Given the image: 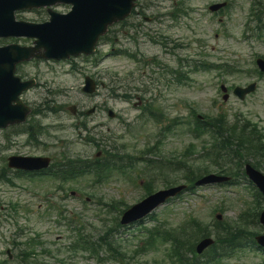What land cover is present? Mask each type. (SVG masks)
Segmentation results:
<instances>
[{
  "label": "rangeland",
  "instance_id": "obj_1",
  "mask_svg": "<svg viewBox=\"0 0 264 264\" xmlns=\"http://www.w3.org/2000/svg\"><path fill=\"white\" fill-rule=\"evenodd\" d=\"M223 1L231 3L228 9L217 16L208 11L213 3ZM253 2L256 4L255 16L261 13L260 38L254 37L259 22L249 16ZM138 5L136 12H142V17L135 14L124 25L114 26L109 36L113 43L99 44L98 64L78 58L73 62L41 61L38 65L28 64L19 69L20 75L35 76L40 85L37 92L29 95V100L41 104L46 99L50 101L49 108L64 107L55 114L47 112V116L42 118L46 133L39 142L46 145L44 150L56 157L63 153L71 158L90 159L97 154L98 149L94 144L79 141L82 137L86 141L88 134H79L73 129L75 119H72L66 107L74 105L83 114L80 118L82 123L92 130L90 136L98 133L94 136L98 143L102 142L98 141V137L111 138L108 143L112 147L124 149L125 154L129 155L137 154L145 147L156 146L160 158L182 154L190 158L189 164L193 167L207 166L211 169L197 154L200 140L191 137L187 125L180 124L166 135L161 134L162 127L172 119H179L182 123L187 120L191 122V108L197 115L226 113L240 119L246 118L253 125L257 123L264 132V78L256 74L248 77L243 73L254 67L257 55L264 56V0H142ZM25 17L26 20L40 18L35 13H28ZM111 50H114V55L110 54ZM209 62L233 63L240 68L228 75L191 70L194 64L198 66ZM179 75L186 76L181 84L177 83ZM86 76L103 85L93 95L81 92ZM255 80L259 84L257 91L244 101L239 102L232 95L226 102L222 101L221 84L233 88ZM112 91L115 93L112 94ZM126 94L131 95L129 102L123 98ZM139 96L166 120L155 124L145 116L139 118L140 111L134 107ZM92 107H97L95 113L87 116L86 112ZM108 109L112 110L114 118L108 117ZM3 133L0 131V172L9 153L4 150ZM67 142L70 145L66 146ZM190 145L196 152L194 149L192 151ZM44 150L14 147L12 152L40 155ZM164 174V171L152 172L154 190L164 188V179L168 178ZM184 174L181 173L182 176ZM51 181L43 180L36 185L18 183L16 188L0 182V206L8 209L13 204L17 208L16 213L9 209L11 217L6 216L4 209L0 210L1 218L6 216L8 219L7 222L0 221V259L5 258V249H11L13 258L8 264H97L95 260H85V253L69 255L67 247L78 234L97 241L108 229L111 230L103 241L114 242L128 257L140 248L145 230L158 224L162 226L165 219L170 221L171 226H177L186 216L208 223L213 221L212 211L220 209L226 220L234 221L252 201L246 187H202L193 194H183L180 199L160 207L154 214L155 219L123 230L118 228L119 209L143 198L144 181L113 173L103 183L95 185L92 179H80L66 184L62 191L54 192ZM70 187L78 196L60 199ZM47 193H53L55 202L63 207L61 212L69 219L61 225L48 223L52 234L46 230L45 219L41 217ZM117 202H120L117 208L106 209L103 206ZM246 227L261 233V228L251 222ZM31 238L41 241V246L32 250L34 252L23 245ZM167 248L168 245H160L159 250L139 256L135 261L127 260L124 264H168L163 260ZM228 263L264 264V252L256 248L241 250ZM104 264L119 263L107 261Z\"/></svg>",
  "mask_w": 264,
  "mask_h": 264
},
{
  "label": "water",
  "instance_id": "obj_2",
  "mask_svg": "<svg viewBox=\"0 0 264 264\" xmlns=\"http://www.w3.org/2000/svg\"><path fill=\"white\" fill-rule=\"evenodd\" d=\"M132 1L134 0H0V34L11 30L12 13L16 9L62 2L73 6L72 13L66 17L54 16L51 20V26H47V24L40 26L39 28L43 30H37L36 36L45 43L42 42L41 45L46 48L47 56L61 58L80 52L88 53L97 37L105 31L107 25L128 14ZM31 50L33 49L25 51L18 49L13 55H16L17 60H25L32 56L45 57L42 54L33 55ZM10 63L9 66L11 67L13 60ZM2 67L6 72H9L7 65ZM1 74L2 68L0 67V87L5 85L6 77L8 75L11 77L12 73ZM23 88L24 85L15 87L13 89L14 95L10 97L0 95V121H4L0 126L18 121L24 115L22 108L18 111V116L10 110L12 108L11 102H16V96ZM85 91H92L91 86L87 85ZM13 166L22 168V165L19 164ZM166 194L169 192L162 193L163 196ZM259 242L264 245V238H260ZM207 244L209 241L204 242V245Z\"/></svg>",
  "mask_w": 264,
  "mask_h": 264
},
{
  "label": "trees",
  "instance_id": "obj_3",
  "mask_svg": "<svg viewBox=\"0 0 264 264\" xmlns=\"http://www.w3.org/2000/svg\"><path fill=\"white\" fill-rule=\"evenodd\" d=\"M222 121L224 122V119H222ZM222 122V123H223ZM218 123H221V120L218 121ZM222 127V126H220ZM235 132H233L231 134L230 132V138L233 139L235 138V141L234 140H230L231 143L234 142V147L236 149H241L243 148L244 150H248L249 148H253V151L250 152L252 153L253 156H256L258 153L259 155L262 154V151H263V145L261 143V141H257L256 137H255V134L251 131H246L245 128H242L241 130H234ZM238 135V136H236ZM261 147H262V150H261ZM261 150V151H260ZM107 157H110L109 155H106ZM109 159H107L106 161H108ZM264 161H262L263 163ZM95 163L97 165H100V160H96ZM90 165H92L91 163H87V162H79L78 165H73L71 166V169H74L75 167H79V168H84L86 166H89L91 167ZM195 177L193 175V173L189 174L188 176H186V179L187 180H193ZM236 232V231H235ZM238 234H240V232L238 231ZM217 256V255H215Z\"/></svg>",
  "mask_w": 264,
  "mask_h": 264
},
{
  "label": "bare ground",
  "instance_id": "obj_4",
  "mask_svg": "<svg viewBox=\"0 0 264 264\" xmlns=\"http://www.w3.org/2000/svg\"><path fill=\"white\" fill-rule=\"evenodd\" d=\"M10 95V87L9 85H3L0 87V95Z\"/></svg>",
  "mask_w": 264,
  "mask_h": 264
}]
</instances>
